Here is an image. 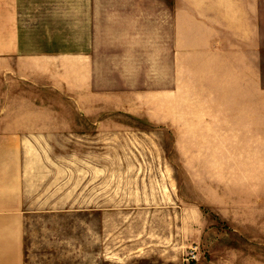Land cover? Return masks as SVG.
<instances>
[{
    "label": "rangeland",
    "instance_id": "1",
    "mask_svg": "<svg viewBox=\"0 0 264 264\" xmlns=\"http://www.w3.org/2000/svg\"><path fill=\"white\" fill-rule=\"evenodd\" d=\"M80 2L0 0V116L24 114L28 135L24 264L264 259V147L224 136L230 107L208 95L136 107L152 122L106 106L98 137L75 128L36 139V113L82 112L78 94L36 93L43 31L79 26Z\"/></svg>",
    "mask_w": 264,
    "mask_h": 264
},
{
    "label": "crops",
    "instance_id": "2",
    "mask_svg": "<svg viewBox=\"0 0 264 264\" xmlns=\"http://www.w3.org/2000/svg\"><path fill=\"white\" fill-rule=\"evenodd\" d=\"M80 4L79 26L58 30L55 37L51 28L43 31L48 45L36 48V93L78 94L82 112L73 118L36 113V139L75 128L98 137L106 106L152 122L136 107L178 105L204 93L209 104L230 107L224 136L245 139L242 145L258 152L264 147V0ZM26 136L24 114L0 116V264L25 261ZM44 145L36 140V153H44Z\"/></svg>",
    "mask_w": 264,
    "mask_h": 264
}]
</instances>
